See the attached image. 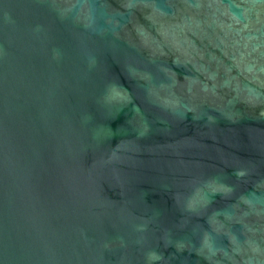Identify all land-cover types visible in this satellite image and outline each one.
<instances>
[{"label": "water", "instance_id": "95a60500", "mask_svg": "<svg viewBox=\"0 0 264 264\" xmlns=\"http://www.w3.org/2000/svg\"><path fill=\"white\" fill-rule=\"evenodd\" d=\"M0 264H264V0H0Z\"/></svg>", "mask_w": 264, "mask_h": 264}]
</instances>
